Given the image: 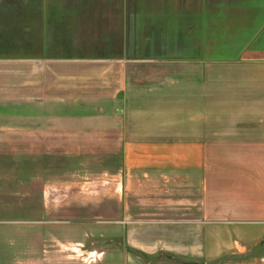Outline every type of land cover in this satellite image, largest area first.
<instances>
[{
    "label": "crops",
    "instance_id": "crops-1",
    "mask_svg": "<svg viewBox=\"0 0 264 264\" xmlns=\"http://www.w3.org/2000/svg\"><path fill=\"white\" fill-rule=\"evenodd\" d=\"M7 2L0 0V141L12 132L20 145H52L53 67H83L59 77L79 85L63 87L57 105L72 115L63 126L81 124L95 137L110 133L115 144L129 141V221L114 231L123 241V264H264L260 32L233 46L231 58L174 60L169 85L164 80L141 90L145 104L126 107L129 119H123L125 100L114 87L128 84L129 76L116 79L110 67H129V61L55 58L50 51L84 40L56 41L47 21L52 11L30 5L23 13ZM60 17L84 18L68 9ZM121 48L129 51V43Z\"/></svg>",
    "mask_w": 264,
    "mask_h": 264
},
{
    "label": "rangeland",
    "instance_id": "rangeland-1",
    "mask_svg": "<svg viewBox=\"0 0 264 264\" xmlns=\"http://www.w3.org/2000/svg\"><path fill=\"white\" fill-rule=\"evenodd\" d=\"M9 1L23 13L30 5L52 11L47 21L56 41L84 40L80 47L50 51L55 58L129 61V67H110L116 79L129 76L128 84L114 87L125 100L119 107L123 119H129L126 107L145 104L141 90L164 80L169 85L174 60L231 58L233 46L251 42L258 32L257 43L264 44V0ZM67 9L84 18L61 20ZM124 43L129 51L122 50ZM84 69L53 67L52 145H20L12 132L0 141V264H123V241L114 231L129 221V141L122 137L115 144L110 133L95 137L81 124L63 126L72 115L57 105L63 87L79 85L59 77Z\"/></svg>",
    "mask_w": 264,
    "mask_h": 264
}]
</instances>
